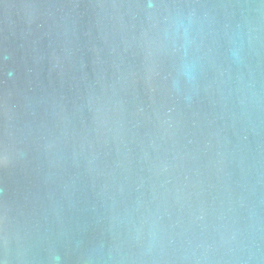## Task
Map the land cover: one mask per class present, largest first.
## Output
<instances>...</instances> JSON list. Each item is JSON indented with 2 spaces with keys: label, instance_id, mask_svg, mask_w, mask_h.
<instances>
[{
  "label": "water",
  "instance_id": "water-1",
  "mask_svg": "<svg viewBox=\"0 0 264 264\" xmlns=\"http://www.w3.org/2000/svg\"><path fill=\"white\" fill-rule=\"evenodd\" d=\"M0 264H264V0H0Z\"/></svg>",
  "mask_w": 264,
  "mask_h": 264
},
{
  "label": "clouds",
  "instance_id": "clouds-1",
  "mask_svg": "<svg viewBox=\"0 0 264 264\" xmlns=\"http://www.w3.org/2000/svg\"><path fill=\"white\" fill-rule=\"evenodd\" d=\"M192 72V66L188 64H184L181 66V73L190 78Z\"/></svg>",
  "mask_w": 264,
  "mask_h": 264
}]
</instances>
